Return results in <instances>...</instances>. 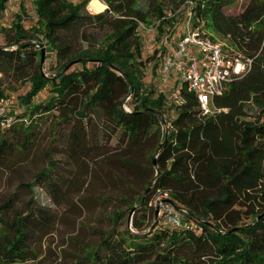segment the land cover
<instances>
[{
    "label": "trees",
    "instance_id": "trees-1",
    "mask_svg": "<svg viewBox=\"0 0 264 264\" xmlns=\"http://www.w3.org/2000/svg\"><path fill=\"white\" fill-rule=\"evenodd\" d=\"M9 1L0 0V15ZM91 1L97 2L34 0L37 25L25 29L23 15L16 14L9 30L13 35L0 47V73L11 71L31 85L20 97L21 113L13 116L14 121L3 125L0 120V133L16 126L28 129L43 115L65 117L59 109L79 99V118L87 112L102 113L127 140L142 142L157 130L154 176L142 197L141 218L132 228L128 220L115 223L102 233L99 246L76 264H264V0H250L237 15L226 13L234 0H183L192 28L213 41L223 40L229 55L252 61L250 71L214 99L217 111L207 115L181 80L173 101L144 82L150 60H144L140 29L155 28L159 39L167 29L173 33L179 6L169 16L163 0H102L106 9L91 15L87 11ZM20 6L26 14L23 3ZM89 28L101 39L79 49L65 43L62 34L68 32L89 42ZM46 41L56 53L53 76L43 73L42 48L37 47ZM74 65L82 68L70 72ZM50 86L52 96L34 104ZM128 96L131 112L123 108ZM252 107L258 111L255 116L247 113ZM91 117L96 118H85L87 123ZM84 129L73 126L70 131L77 149L87 140ZM7 145L0 136V163ZM54 168L50 161L32 183L19 189L34 193L44 181L56 191L51 182ZM165 194L182 212L183 225L173 227L164 221L144 233L145 221H156V209L150 206L154 196ZM34 197L11 221L5 217L12 212L16 195L0 206V264L36 261L30 227L40 221L37 212L44 213L33 206ZM243 213L251 222L242 223Z\"/></svg>",
    "mask_w": 264,
    "mask_h": 264
},
{
    "label": "rangeland",
    "instance_id": "rangeland-1",
    "mask_svg": "<svg viewBox=\"0 0 264 264\" xmlns=\"http://www.w3.org/2000/svg\"><path fill=\"white\" fill-rule=\"evenodd\" d=\"M96 1L90 3L93 12L87 10L91 15L107 7L102 0ZM33 2L9 1L6 11L0 15V47L5 46L7 37L13 35L9 30L16 14L23 15L25 29L30 30L37 25L38 17ZM249 2L234 0V5L228 7L226 13L237 15ZM21 3L26 14L22 13ZM163 3L169 16L174 15V8L179 6L180 15L175 31L172 33L167 29L162 39L158 38L155 28L142 27L139 33L144 42V60H150L144 82L148 89H155L157 93L165 92L173 101L177 98L176 82L179 77L174 73L168 77L162 75L161 67L167 55L176 50L177 43L186 32L188 4L184 5L183 0H163ZM89 33V42L83 41L73 32L62 35L67 45L79 49L93 44L96 38L101 39L102 35L91 28ZM218 41L224 46L223 40ZM32 43L38 42L33 40ZM37 47L45 52L43 73L53 76L57 73L56 53L47 41ZM155 65L157 69L154 71ZM81 68V65H74L69 71ZM30 86L27 79L19 80L11 71L0 73V120H8L7 116L21 113L18 103ZM51 96L50 86L34 100V104L46 101ZM80 107L81 99L74 100L69 108L59 109L63 110L65 117L43 115L28 129L16 126L13 131L2 130L0 133L8 142L0 163V206L16 195L13 210L5 218L11 221L23 214L34 195L33 206L44 213L41 215L37 212L40 221L30 227L31 247L37 259L27 264H76L83 260L87 252L99 246L102 233L111 230L115 223L128 220L127 224L132 228L134 221L143 214L142 197L151 189L149 182L154 176L152 157L159 143L157 130L142 142L127 140L122 131L111 126L102 113L99 116L87 112L83 118H79L76 111ZM257 112L253 107L247 111L250 116H255ZM89 116L96 118L91 117L92 122L87 123ZM73 126L86 128L87 140L80 149L71 143L70 131ZM113 130L115 133H112ZM50 161L55 164L51 182L58 188L56 191H52L53 188L44 181L43 187L33 188L34 193L19 189L21 184L32 183L36 175L49 166ZM159 198H163L160 203L157 201ZM171 202L170 198L163 195L154 196L150 206L159 210L157 223L163 225V214L168 209L166 205L171 206ZM242 210L245 212L248 208ZM242 215V223L251 222L250 217L244 216V213ZM155 225V220H146L144 233L151 232Z\"/></svg>",
    "mask_w": 264,
    "mask_h": 264
},
{
    "label": "built area",
    "instance_id": "built-area-1",
    "mask_svg": "<svg viewBox=\"0 0 264 264\" xmlns=\"http://www.w3.org/2000/svg\"><path fill=\"white\" fill-rule=\"evenodd\" d=\"M87 10L93 12V7L89 5ZM251 67V60L242 61L238 57L229 55L220 42L201 34L188 22L185 34L177 43L176 50L167 55L161 72L166 77L172 73L178 76L188 90L196 95L200 110L207 115L217 111L213 103L214 99L224 95L230 85L236 79L245 76ZM126 99L123 108L126 112H131L132 109L129 108L131 96ZM6 118L8 120L1 119L3 125H9L14 121L13 116ZM163 196L169 198L167 194ZM161 199L163 198L157 200L158 203ZM166 206L168 209L163 214L165 223L173 227H181L184 223L182 212L172 203L171 206Z\"/></svg>",
    "mask_w": 264,
    "mask_h": 264
},
{
    "label": "water",
    "instance_id": "water-1",
    "mask_svg": "<svg viewBox=\"0 0 264 264\" xmlns=\"http://www.w3.org/2000/svg\"><path fill=\"white\" fill-rule=\"evenodd\" d=\"M44 50L42 51V65H43V61H44ZM154 166H155V164H156V162H155V159H154ZM158 215H159V210H157L156 211V221H155V224L157 223V220H158Z\"/></svg>",
    "mask_w": 264,
    "mask_h": 264
}]
</instances>
